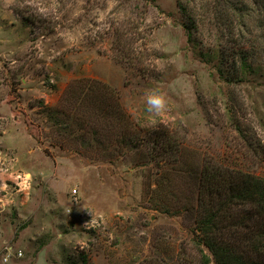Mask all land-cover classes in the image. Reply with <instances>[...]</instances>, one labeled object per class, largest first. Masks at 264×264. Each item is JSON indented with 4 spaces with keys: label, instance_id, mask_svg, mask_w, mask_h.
Returning <instances> with one entry per match:
<instances>
[{
    "label": "rangeland",
    "instance_id": "obj_1",
    "mask_svg": "<svg viewBox=\"0 0 264 264\" xmlns=\"http://www.w3.org/2000/svg\"><path fill=\"white\" fill-rule=\"evenodd\" d=\"M263 17L224 0H0V256L202 264L205 166L264 176ZM152 90L174 121L152 123Z\"/></svg>",
    "mask_w": 264,
    "mask_h": 264
},
{
    "label": "trees",
    "instance_id": "obj_2",
    "mask_svg": "<svg viewBox=\"0 0 264 264\" xmlns=\"http://www.w3.org/2000/svg\"><path fill=\"white\" fill-rule=\"evenodd\" d=\"M224 2L240 16L246 11L256 15L264 12V0ZM181 8L185 10L183 5ZM256 20L262 21H258L260 28L264 27V17ZM260 35L254 37L264 38V31ZM260 51L264 58V45ZM248 60L245 53L239 57L236 80H241L240 76L251 68ZM212 167L205 166L201 172L198 195L202 209L195 228L202 264H264V176L242 173L225 164Z\"/></svg>",
    "mask_w": 264,
    "mask_h": 264
},
{
    "label": "clouds",
    "instance_id": "obj_3",
    "mask_svg": "<svg viewBox=\"0 0 264 264\" xmlns=\"http://www.w3.org/2000/svg\"><path fill=\"white\" fill-rule=\"evenodd\" d=\"M146 111L154 114V118L152 120V123L154 124L157 123L156 118H159L160 121L164 123L174 121L175 119V117L170 115V106L165 95L155 90L149 91L146 94ZM90 224L91 226H89L88 223L85 225V227L89 229L98 227V223L94 220H91ZM64 237V232L58 230L56 239L63 240ZM77 243L81 248H84L88 246L89 242L87 240H78ZM22 254V252H17L10 244L5 242L3 247V255L0 256V264H10L14 256Z\"/></svg>",
    "mask_w": 264,
    "mask_h": 264
}]
</instances>
